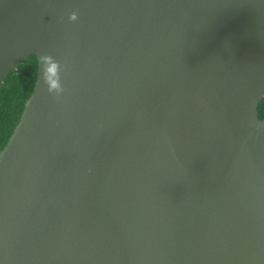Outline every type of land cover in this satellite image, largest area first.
Masks as SVG:
<instances>
[{"label":"water","instance_id":"water-1","mask_svg":"<svg viewBox=\"0 0 264 264\" xmlns=\"http://www.w3.org/2000/svg\"><path fill=\"white\" fill-rule=\"evenodd\" d=\"M31 55L0 264H264V0H0V89Z\"/></svg>","mask_w":264,"mask_h":264},{"label":"trees","instance_id":"trees-1","mask_svg":"<svg viewBox=\"0 0 264 264\" xmlns=\"http://www.w3.org/2000/svg\"><path fill=\"white\" fill-rule=\"evenodd\" d=\"M39 61L36 55L28 57L11 71L0 89V153L8 145L16 127L21 122L26 103L31 98L38 81ZM264 120V99L258 107Z\"/></svg>","mask_w":264,"mask_h":264},{"label":"clouds","instance_id":"clouds-1","mask_svg":"<svg viewBox=\"0 0 264 264\" xmlns=\"http://www.w3.org/2000/svg\"><path fill=\"white\" fill-rule=\"evenodd\" d=\"M77 19V14L72 13L70 16V20L75 21ZM47 61V68L46 72L50 75L46 76V83L48 84V88L50 92H63V87L60 83L59 79V64L58 62H55L53 58L46 57ZM55 76L56 79H52V77Z\"/></svg>","mask_w":264,"mask_h":264}]
</instances>
